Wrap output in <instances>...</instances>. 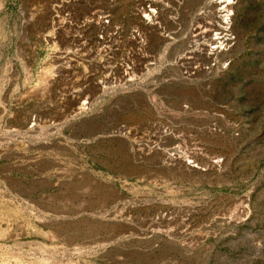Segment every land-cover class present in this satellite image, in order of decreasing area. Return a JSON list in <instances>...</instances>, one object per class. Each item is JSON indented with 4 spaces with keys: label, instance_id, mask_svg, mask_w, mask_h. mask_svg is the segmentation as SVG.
Masks as SVG:
<instances>
[{
    "label": "rangeland",
    "instance_id": "rangeland-1",
    "mask_svg": "<svg viewBox=\"0 0 264 264\" xmlns=\"http://www.w3.org/2000/svg\"><path fill=\"white\" fill-rule=\"evenodd\" d=\"M212 2L0 0V264H264V0Z\"/></svg>",
    "mask_w": 264,
    "mask_h": 264
},
{
    "label": "bare ground",
    "instance_id": "bare-ground-1",
    "mask_svg": "<svg viewBox=\"0 0 264 264\" xmlns=\"http://www.w3.org/2000/svg\"><path fill=\"white\" fill-rule=\"evenodd\" d=\"M144 2H145V0H138L139 5L143 4ZM219 5H220V7L218 8V13H220L221 16L223 15L222 17L224 19V22L227 23V24H229V18H230V16H229L230 12L229 11H230V6L232 5V0H213V2H212V9H215ZM214 12L217 13L216 11H214ZM214 17L217 18L216 15H214ZM213 25H216V24H213ZM224 28L225 29H222V30H227V25ZM213 30H217V27L215 26V28H213L211 30L207 29L206 26L204 27V25H201V26L200 25H194V27H193V32H197V34H202V33H205L206 34V33H209V32H211ZM219 30H221V27H220ZM219 30H217V31H219ZM222 32L223 31L217 32L216 34H218V36H216V34H215L214 35L215 37L213 36L214 38L213 37L210 38V41H211V48H210L211 52L210 53L211 54L217 53L218 50L220 51V49L223 48V42L225 40H228L229 39V34L227 32H225V33L222 34ZM219 34H222V36H219ZM218 38L219 39L220 38L221 39L223 38V41L222 40L217 41ZM216 41L218 42V44L213 45V43H215ZM47 71H50V70H47ZM49 74H50V72H49ZM128 74H129V72L126 71V75H128ZM80 108H82V107H80ZM156 150L162 152V154L166 155V157H168V158L176 161L179 164H182L184 167H186V168H188L190 170H192L193 167L196 166L195 164H193L195 162L194 160L193 161L191 160V161H188V162L186 161L185 162V160L183 159L184 156L182 155L183 153L180 154L177 151L171 152V153H166L164 149H161L159 147H156ZM183 160H184V162H183ZM212 163H219V160L215 159V160L212 161ZM242 207H244V206H242ZM231 214L229 215V217L231 216ZM233 218H234V215H233V217H231V219H233Z\"/></svg>",
    "mask_w": 264,
    "mask_h": 264
},
{
    "label": "built area",
    "instance_id": "built-area-1",
    "mask_svg": "<svg viewBox=\"0 0 264 264\" xmlns=\"http://www.w3.org/2000/svg\"><path fill=\"white\" fill-rule=\"evenodd\" d=\"M147 0L141 5H139V14L141 15L143 21H152L156 18L157 8L151 4H145ZM97 16L100 20V23L105 25L109 22L108 15L104 11H97ZM136 37L143 41L142 36L139 31H136ZM128 72V71H127Z\"/></svg>",
    "mask_w": 264,
    "mask_h": 264
}]
</instances>
